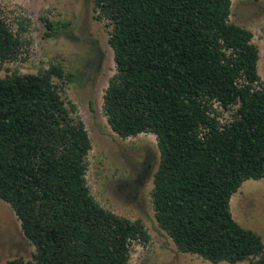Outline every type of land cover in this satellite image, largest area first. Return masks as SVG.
<instances>
[{"label":"trees","instance_id":"obj_1","mask_svg":"<svg viewBox=\"0 0 264 264\" xmlns=\"http://www.w3.org/2000/svg\"><path fill=\"white\" fill-rule=\"evenodd\" d=\"M231 9L232 0H95L117 69L104 111L122 139L156 136L155 218L180 252L264 264L262 237L231 213L242 185L264 180L260 53ZM22 48L0 13V64ZM75 76L59 64L0 76V199L36 250L4 264H129L132 244L149 240L141 221L104 209L88 187L91 139L63 96ZM220 109L232 119L222 123Z\"/></svg>","mask_w":264,"mask_h":264},{"label":"rangeland","instance_id":"obj_2","mask_svg":"<svg viewBox=\"0 0 264 264\" xmlns=\"http://www.w3.org/2000/svg\"><path fill=\"white\" fill-rule=\"evenodd\" d=\"M231 11V22L254 35L260 53L258 71L264 81V0H232ZM0 13L23 41L19 59L0 64L1 77L13 72L33 74L57 64L76 75L72 84L63 86V96L76 106L91 139L88 187L104 209L141 221L149 234L147 242L132 244L129 264H214L180 252L157 223L152 203L160 160L156 136L143 133L122 139L108 124L104 96L117 69L109 43L112 27L98 20L95 0H0ZM47 20L65 26L50 29ZM231 119V112L220 109L222 123ZM231 213L264 242V180L246 181L231 199ZM35 251L12 207L0 199V264L19 258L30 261Z\"/></svg>","mask_w":264,"mask_h":264}]
</instances>
